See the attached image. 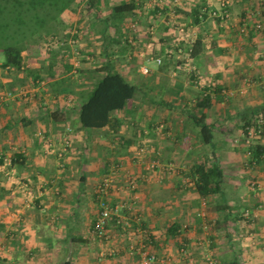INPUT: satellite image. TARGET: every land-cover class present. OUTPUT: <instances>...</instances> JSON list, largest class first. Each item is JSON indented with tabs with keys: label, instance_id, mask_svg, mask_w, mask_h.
I'll use <instances>...</instances> for the list:
<instances>
[{
	"label": "crops",
	"instance_id": "crops-1",
	"mask_svg": "<svg viewBox=\"0 0 264 264\" xmlns=\"http://www.w3.org/2000/svg\"><path fill=\"white\" fill-rule=\"evenodd\" d=\"M66 1L20 68L0 57V264H134L142 250L153 264H264V0ZM159 58L138 83L132 69ZM110 68L138 91L112 126L85 129L80 92ZM214 158L220 188L203 196L196 168Z\"/></svg>",
	"mask_w": 264,
	"mask_h": 264
},
{
	"label": "trees",
	"instance_id": "trees-1",
	"mask_svg": "<svg viewBox=\"0 0 264 264\" xmlns=\"http://www.w3.org/2000/svg\"><path fill=\"white\" fill-rule=\"evenodd\" d=\"M61 0H0V51L4 53L3 66L20 68L23 51L35 52V47L42 43L44 35L53 30L52 21L67 3ZM99 0H88L89 6H94ZM192 55H196L193 52ZM138 91L120 71L110 68L90 87L80 92L83 100L78 108L79 121L85 129H98L112 126L116 121L112 112L123 109ZM199 105L211 103V96L205 95ZM193 119L200 125L205 143L213 141V131L204 120V115H194ZM259 145L253 146L258 153ZM261 151V150H260ZM263 152V151H262ZM197 189L203 196H209L220 188L221 173L217 159H212L211 165H197Z\"/></svg>",
	"mask_w": 264,
	"mask_h": 264
},
{
	"label": "built area",
	"instance_id": "built-area-1",
	"mask_svg": "<svg viewBox=\"0 0 264 264\" xmlns=\"http://www.w3.org/2000/svg\"><path fill=\"white\" fill-rule=\"evenodd\" d=\"M229 0H224L223 4H228ZM204 11H209L208 13H211L212 15H220L218 10H211V9H207L206 7L203 8ZM258 28H260L261 30L264 31V23H259L257 24ZM158 62H161V59H158ZM143 73H148L149 69L147 67H142L141 68ZM21 95H26L27 91H23L20 93ZM14 92L9 90L7 91L2 98H9V97H13ZM1 101V100H0ZM257 132V130L255 129H250V133H255ZM71 146L70 140L67 138L65 140V143L63 145V147L59 150V154L62 155L65 151L68 150V148ZM141 149L143 151H147L146 147H141ZM140 149V150H141ZM0 159H4L2 154H0ZM156 166V161L152 162L151 168L155 169ZM113 182V178L111 176L106 177L98 186L97 189V199L99 201V207H100V211L98 214V217L95 221V224L93 226L92 232L94 235H97L101 238H109V232L107 229V224L109 222V220L112 217V214L114 212V208L111 205V202L108 198V189L109 187L112 185ZM128 186L131 187V189H135L138 186V181L136 178H130L128 180ZM156 259L155 254L148 252L147 250H142V254L140 259H138L134 264H153L154 261ZM207 264H217V260L213 257H208L207 258Z\"/></svg>",
	"mask_w": 264,
	"mask_h": 264
},
{
	"label": "rangeland",
	"instance_id": "rangeland-1",
	"mask_svg": "<svg viewBox=\"0 0 264 264\" xmlns=\"http://www.w3.org/2000/svg\"><path fill=\"white\" fill-rule=\"evenodd\" d=\"M46 1V0H45ZM61 4H63L64 3V1L63 0H61V2H60ZM53 25L54 24H52V27H53ZM53 32H54V29L51 31V32H49L47 35H50V34H53ZM44 37V39L42 40V42L45 40V37H46V34L43 36ZM41 43V42H40ZM0 57L2 58V59H4V53L3 52H1L0 51ZM0 58V59H1ZM160 65H162V64H160L159 62H158V60H155L154 59V61H153V63H151V64H145V65H142V67L144 66V67H153V68H156V67H159ZM164 65V64H163ZM149 67V68H150ZM148 68V69H149ZM132 72L134 73V75L136 76V80H137V82L138 83H143V84H145V83H147L148 81H146L145 80V76L146 75H148L149 74V72H150V70H149V72H148V74L147 73H143L142 72V70H141V66H135V69H132ZM161 86H162V84H161ZM157 99H158V97H157ZM251 135V134H250ZM200 151V154L203 152V149L201 148V149H199L198 150V152ZM172 161H167V162H164V164L165 165H169L170 163H171ZM163 164H161L160 162H157L156 161V166H155V169H158L159 168V166L161 167ZM204 231V230H203ZM209 231V230H208ZM203 233V232H202ZM208 239V238H207ZM206 241V240H205ZM207 243V242H206ZM213 243H211L210 242V245H212ZM208 249H213V247L212 246H210L209 247V245H207L206 246Z\"/></svg>",
	"mask_w": 264,
	"mask_h": 264
}]
</instances>
